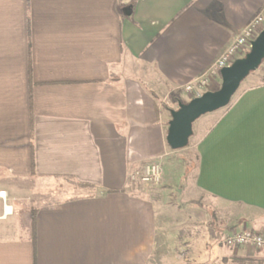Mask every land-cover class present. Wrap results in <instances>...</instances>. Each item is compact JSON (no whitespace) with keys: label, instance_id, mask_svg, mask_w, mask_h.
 I'll use <instances>...</instances> for the list:
<instances>
[{"label":"crops","instance_id":"obj_1","mask_svg":"<svg viewBox=\"0 0 264 264\" xmlns=\"http://www.w3.org/2000/svg\"><path fill=\"white\" fill-rule=\"evenodd\" d=\"M263 7L264 0H0V190L16 208L29 192L45 201L34 207L33 235L15 216L3 217L0 198V264H155L169 230L158 196L129 175L167 155L162 102L175 91L190 99L183 87L211 78ZM198 154L196 186L241 206L244 225L264 232L263 71L242 82ZM53 184L66 191H47Z\"/></svg>","mask_w":264,"mask_h":264},{"label":"rangeland","instance_id":"obj_2","mask_svg":"<svg viewBox=\"0 0 264 264\" xmlns=\"http://www.w3.org/2000/svg\"><path fill=\"white\" fill-rule=\"evenodd\" d=\"M259 70L264 72V64L257 71ZM205 78L208 80L207 85L203 91L196 92L198 95L191 93L190 99H182L180 92L175 91L166 103L162 102L167 129L171 120L170 111L178 109L180 102L188 103L195 96L207 91H216L222 85L220 73ZM240 88L241 86L238 91ZM183 89L185 90L184 87ZM226 107L208 113L195 122L188 146L179 150H172L168 146L167 155L160 160H151L162 167L160 183H132L138 190L153 192L158 196L156 200L161 204L160 213L164 217V225L169 230L162 238L168 244L165 248L157 250L153 256L156 257L153 259L155 264H161L163 253L165 257L172 255L178 258L181 264H263L261 261L257 263V253L260 249L253 246L229 247L224 243V238L233 231L249 230L247 225H244V220L240 219L246 211L238 204L218 200L201 191L195 184L199 163L198 145L226 111ZM46 189L54 192L66 191L58 184L47 185ZM70 189L72 190V186ZM35 195L32 192L26 193L23 199L17 201V208L8 200L14 208V214L10 217L15 216L20 223L28 224L30 228L34 219V207L45 202L40 201L41 195ZM245 255L248 257L244 258ZM157 257L159 263L156 262Z\"/></svg>","mask_w":264,"mask_h":264},{"label":"water","instance_id":"obj_3","mask_svg":"<svg viewBox=\"0 0 264 264\" xmlns=\"http://www.w3.org/2000/svg\"><path fill=\"white\" fill-rule=\"evenodd\" d=\"M264 62V29L252 41L251 49L244 57L220 71L222 85L216 91H207L195 96L188 103H179L171 110L166 141L172 150L188 146L194 132L195 122L202 116L228 106L242 82Z\"/></svg>","mask_w":264,"mask_h":264},{"label":"built area","instance_id":"obj_4","mask_svg":"<svg viewBox=\"0 0 264 264\" xmlns=\"http://www.w3.org/2000/svg\"><path fill=\"white\" fill-rule=\"evenodd\" d=\"M264 29V7L255 15L248 26L244 28L233 40L230 46L221 54L215 64L212 74H219L221 69L228 67L233 62L245 55L251 49V43L257 38L259 33ZM264 62L262 63V65ZM207 79H198L187 83L184 88L190 94L203 91L207 85ZM162 167L159 163L150 161L143 166L134 169L130 175V181L136 184L152 183L158 184L162 180ZM0 198L4 201L3 217H8L14 213V208L8 203L7 193L0 190ZM224 243L229 247H247L253 246L257 249L264 250V232L253 230L233 231L224 238Z\"/></svg>","mask_w":264,"mask_h":264},{"label":"trees","instance_id":"obj_5","mask_svg":"<svg viewBox=\"0 0 264 264\" xmlns=\"http://www.w3.org/2000/svg\"><path fill=\"white\" fill-rule=\"evenodd\" d=\"M81 185L84 186L83 184H81ZM31 230L33 232V235H35V223H34V219H33L32 225H31Z\"/></svg>","mask_w":264,"mask_h":264}]
</instances>
